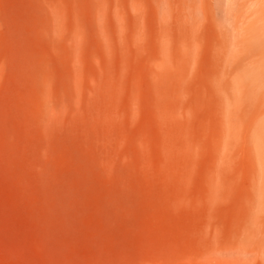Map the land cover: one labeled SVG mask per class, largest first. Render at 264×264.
<instances>
[{
    "label": "rangeland",
    "instance_id": "1",
    "mask_svg": "<svg viewBox=\"0 0 264 264\" xmlns=\"http://www.w3.org/2000/svg\"><path fill=\"white\" fill-rule=\"evenodd\" d=\"M0 264H264V0H0Z\"/></svg>",
    "mask_w": 264,
    "mask_h": 264
}]
</instances>
